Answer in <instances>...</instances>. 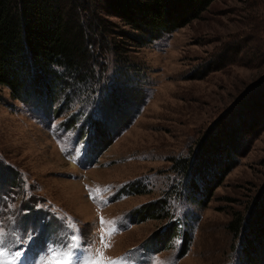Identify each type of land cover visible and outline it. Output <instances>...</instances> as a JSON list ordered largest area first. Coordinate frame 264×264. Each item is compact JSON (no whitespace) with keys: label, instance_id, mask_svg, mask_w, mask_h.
Masks as SVG:
<instances>
[{"label":"rangeland","instance_id":"rangeland-1","mask_svg":"<svg viewBox=\"0 0 264 264\" xmlns=\"http://www.w3.org/2000/svg\"><path fill=\"white\" fill-rule=\"evenodd\" d=\"M108 19L83 83L21 99L0 85V264H45L65 245L80 264L97 251L105 264H264L243 225L264 185V131L211 190L179 168L264 76V0H213L130 49Z\"/></svg>","mask_w":264,"mask_h":264},{"label":"trees","instance_id":"trees-1","mask_svg":"<svg viewBox=\"0 0 264 264\" xmlns=\"http://www.w3.org/2000/svg\"><path fill=\"white\" fill-rule=\"evenodd\" d=\"M212 1L0 0V85L8 87L13 98L21 99L30 92L46 94L53 83L60 81L83 83L79 74L108 47L106 36L115 33L110 30L113 23L108 17L127 26L119 34L123 47L130 49L185 26ZM253 38L251 35L248 40ZM240 49H234L235 54ZM215 65L214 69H219L224 63ZM262 131L264 76L247 87L207 131L194 162L180 165L181 173L188 171L189 188L196 186L190 182L193 178L209 190L216 187ZM243 225L249 248H262L264 185L255 195Z\"/></svg>","mask_w":264,"mask_h":264},{"label":"snow or ice","instance_id":"snow-or-ice-1","mask_svg":"<svg viewBox=\"0 0 264 264\" xmlns=\"http://www.w3.org/2000/svg\"><path fill=\"white\" fill-rule=\"evenodd\" d=\"M100 224H104L103 218H101ZM99 239L101 244H103V235H101ZM22 242L23 237L21 238V243ZM105 247H107V245H105ZM96 257L97 258L90 261V264H105L102 252L97 251ZM20 264H22V261L20 262ZM45 264H80L78 250L71 248L70 245H65L62 249H53L49 252V258L45 261Z\"/></svg>","mask_w":264,"mask_h":264}]
</instances>
